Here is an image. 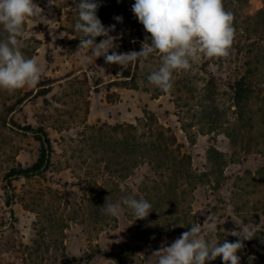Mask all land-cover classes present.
<instances>
[{
    "label": "rangeland",
    "instance_id": "rangeland-1",
    "mask_svg": "<svg viewBox=\"0 0 264 264\" xmlns=\"http://www.w3.org/2000/svg\"><path fill=\"white\" fill-rule=\"evenodd\" d=\"M34 2L52 21L27 20L20 40L25 57L42 68L40 81L0 90V264H156L154 251L210 214L219 225L206 239L235 242L231 232L254 227L237 255L240 264H264V0H223L234 15L230 55L174 73L168 93L147 79L159 54L134 70L135 63L121 68L78 53L79 0ZM98 2L104 26L115 25L114 50L140 51L137 34L145 31L134 0ZM6 36L0 26V40ZM129 67L134 85L122 77ZM243 77L237 104L234 84ZM129 125L138 147L126 157L112 128ZM43 134L48 167L8 179L12 168L36 162ZM125 197L146 199L152 212L138 220L126 207L117 218L105 213L106 199Z\"/></svg>",
    "mask_w": 264,
    "mask_h": 264
},
{
    "label": "clouds",
    "instance_id": "clouds-1",
    "mask_svg": "<svg viewBox=\"0 0 264 264\" xmlns=\"http://www.w3.org/2000/svg\"><path fill=\"white\" fill-rule=\"evenodd\" d=\"M99 7L98 0L76 3L78 19L74 31L81 34L77 52L89 50L96 59L104 57L106 63L121 68L159 54L160 66L147 79L165 93L173 88L174 73L191 70L201 58H227L234 43V15L224 8L223 0H134L131 10L148 35L140 51L118 53L114 50L118 47L115 37L110 35L115 25L104 26L97 16ZM43 12L34 0H0V26L7 34L0 40V90L13 93L35 87L40 81L42 68L35 58L25 57L20 37L27 20L45 25L52 21ZM114 19L123 21L122 16ZM98 37L103 39L97 42ZM103 207L113 218L120 217L125 207L136 220L152 212L150 202L134 197H125L121 203H109L106 199ZM218 225L217 217L212 214L202 225H192L170 246L152 253L157 257L156 264H206L217 257L222 258L223 264H240L237 253L244 247L243 241L255 237V228L245 225L231 232L239 238L235 242L206 239L205 233H215Z\"/></svg>",
    "mask_w": 264,
    "mask_h": 264
},
{
    "label": "trees",
    "instance_id": "trees-1",
    "mask_svg": "<svg viewBox=\"0 0 264 264\" xmlns=\"http://www.w3.org/2000/svg\"><path fill=\"white\" fill-rule=\"evenodd\" d=\"M137 38L141 42H144L145 32L139 31L137 34ZM141 62H142V60L135 62V69L134 70H138V66ZM131 70L133 71V73H131ZM134 70L129 67V68L125 69L122 73V77L124 79L130 78L129 80L133 83V85L135 83L134 82V80H135ZM245 79L246 78L243 77L234 84V86H235V88H234V100L237 104L243 98V95L245 93V90L243 88L244 87L243 81ZM147 125L149 127L150 132H151V130L153 129V128L151 129L152 123L149 122V123H147ZM112 129H113V131L114 130L119 131L120 134H122V136H123L119 142V146H120L119 148H120V151L122 152V154H124L126 157L133 154L134 150L138 147V144L136 145L135 142H133L132 140H129V139H130L131 133L136 131V127L129 125V126H118L115 128L113 127ZM157 135L159 137L165 136L164 132L161 130H159L157 132ZM43 136H44V138L37 137V141L40 144L41 149L39 152V157L37 158L36 162L32 166L25 168V169L20 168V167L19 168H12L8 172V175H7L8 179H16V178H20V177L30 178L33 176H37V175L41 174L48 167L49 162H50L49 153H50L51 147H50L49 138L46 136V134H43ZM166 138H168V137H165V139ZM169 139L170 138H168L167 140H169ZM7 205H9V202H7Z\"/></svg>",
    "mask_w": 264,
    "mask_h": 264
}]
</instances>
